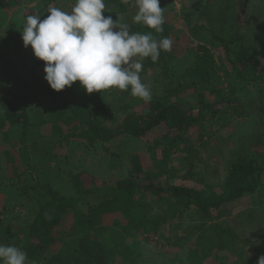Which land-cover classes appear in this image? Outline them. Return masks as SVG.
<instances>
[{"label": "trees", "instance_id": "16d2710c", "mask_svg": "<svg viewBox=\"0 0 264 264\" xmlns=\"http://www.w3.org/2000/svg\"><path fill=\"white\" fill-rule=\"evenodd\" d=\"M52 1L46 0L47 4ZM242 1L190 0V8H182V20L190 39L180 53L190 61L184 67L183 75L178 80H168L163 92L152 95L150 102L132 96L130 89L122 91L115 87L84 95L71 102L66 99L64 89L56 91L50 85H42L35 92L19 94L11 91L0 79V129L7 125H20L21 139L16 150L30 147L29 139L25 136V128L30 124V110L36 103L50 104L56 109L50 115V120L57 123L53 131L57 136L54 148L74 142H85L94 147L99 144L102 150L115 158L116 165L113 167L118 166L119 177L111 179L110 183L93 172H70L68 179L73 189L70 195L54 189L53 182L42 184L36 180L28 160L20 167L9 151L1 153V185H4L5 179L9 188L15 190L17 195L24 196L31 209L18 212L20 217L30 214V218L19 225H23L21 230L29 237L26 247L28 259L36 255L41 264H136L134 258L124 259L122 254L113 253L107 242H103L100 228L92 237L89 233L81 234L75 222L67 231L62 230L66 226V215L77 202L83 199L88 202L93 192L103 185L109 186V192L95 203L88 202L87 213L91 216L87 219L88 224L108 225L121 221L123 236L144 231L148 233L145 238H149L155 232L157 221H148L153 226L145 230L143 225L131 218V209L139 200L148 198L159 202L160 208L169 206L171 202L179 204L182 207L179 215L194 208L206 223L213 225L212 232L217 236L218 248L231 244L233 234L217 220L224 215V209L237 199L264 188V36L255 28L263 26L264 18L253 27L252 20L261 18V12L252 7L242 12ZM249 1L244 0L246 8ZM104 2V15L112 16L114 20L119 16L121 22L129 24L131 32L151 33L157 41L163 37H170L172 42L181 39L183 31L175 24L165 22L164 31L158 33L148 26L135 23L132 19L135 13L130 11L133 5L131 0L127 4L124 0ZM162 4L163 0H160V6ZM135 10L137 12V8ZM39 13L38 10L33 15ZM9 40L11 46L8 49L16 53V60L20 59V68L14 74L15 81L23 78L25 71H31V68L28 69L29 63L32 66L45 65L42 60L32 62L29 57L20 58L17 53L20 41H15L14 37ZM175 52L173 46L169 52L161 50L156 63L145 58L142 71L158 69L160 77L169 78L171 66L179 58V53ZM235 85L243 90L254 89L253 101L257 114L255 112L256 118H251L254 120L253 128L244 136L247 142L240 143L232 151L225 177L207 180L194 173L191 158L196 155V150L190 144L183 146L184 158L188 160L186 170L183 171L182 166L168 173L167 168H160L163 162L155 156L156 147L164 146L161 157L167 159L171 145L181 141L192 126L199 127L198 140L201 141L214 129L222 127L217 122L223 112L239 119H245L243 117L252 113L245 109L250 100L230 91ZM60 123L70 129L63 131L58 125ZM108 123H114V126H107ZM217 124L219 127L216 128ZM155 128L161 129L162 135L150 145L149 156L144 155L138 148L143 137ZM113 139H119L118 148L113 147ZM130 140H134V143L130 144ZM49 153L52 159L59 155L55 149ZM26 174L34 184H26ZM6 207L0 209V227L4 226ZM14 224L17 225L16 222ZM5 228L11 235L13 229L10 223ZM65 236L71 242L70 250L64 253L52 251L57 241L60 242ZM165 240L170 243L168 238L165 237ZM128 243V248L133 252L137 248L135 241ZM239 253L234 254L242 259L245 252ZM206 256L203 252L193 251L186 258L189 264H212Z\"/></svg>", "mask_w": 264, "mask_h": 264}, {"label": "rangeland", "instance_id": "374dc122", "mask_svg": "<svg viewBox=\"0 0 264 264\" xmlns=\"http://www.w3.org/2000/svg\"><path fill=\"white\" fill-rule=\"evenodd\" d=\"M75 2L76 0H53L47 4L46 0H0V79L6 83L11 91L19 94L26 91L27 93L30 91L35 92L42 85L49 84L44 79L46 75L43 70L45 65L32 66L30 63L28 69L31 68V71L29 73L25 71L22 75L23 78L15 81L14 74L20 68V59L16 60V53L8 49L11 46L9 38L14 37L15 41H20L19 52H17L20 58L29 57L32 62L33 60H40L34 56L30 45L27 48L23 45L21 31L26 17L35 14L39 10L38 15L43 19L48 15L47 10L49 7L71 12ZM184 6L190 8V0H163L161 7L164 8L166 22L175 24L183 32L181 39L174 41L172 44L174 51L179 53V58L172 64L169 78L160 77L158 69H147L140 73L142 82L150 87L152 95L162 93L168 80H178L183 75L184 67L190 61L188 57L185 58L180 53L183 46L189 44L188 40L190 39L189 32L182 20V8ZM250 7L261 12V18H257V21L252 20V26L255 27V23L262 21L261 19L264 18V0H250L248 8H246L244 0L240 4L242 12ZM135 8L134 5L131 6V13L136 14ZM255 28L264 36V23L261 28ZM241 89L239 85H235L232 89L230 88V91H234L235 94H242L247 100H250L246 103L245 108L248 112H252L248 117H243L245 119L232 118L223 112L217 122L222 127L217 130L214 129L201 141L198 140L199 127L192 126L181 141L171 145L167 153V159L161 157L164 146L155 148L156 158L163 162L159 167L167 168L168 173L175 172L181 169L182 166V170H186L188 160L184 158L183 146L190 144L196 150V155L191 158L192 171L207 180L223 179L232 151L240 143L247 142L244 136L248 135L250 129L253 128L254 120L251 118H256L257 114L253 101L254 89ZM64 90L67 93L66 99L71 102L84 95H90L79 85L78 81L74 82L71 87L66 86ZM55 110L54 105L37 103L30 110L28 115L30 124L25 128V136L29 139L30 147L24 146V150L15 149L20 144V125L15 127L7 125L2 130L0 129V166L3 162L1 161V153L4 150L9 151V154L17 159V166L23 167L25 161H29L33 177L36 180L42 184L48 181L53 182L54 189L67 192L70 195L73 189L70 188L68 174L70 176L72 171L93 172L97 177L99 175L100 179H108L109 183L111 179L114 180L117 176L119 177L116 168L118 166L113 167V165H116L115 158L102 150L99 144L94 147L88 146L85 142H74L70 145L65 144V146L54 148L53 144L57 136L53 131L54 125L57 123L50 120V115ZM218 124L216 128L219 127ZM58 125L63 131L67 132L70 129L65 124L60 123ZM107 126H114V123H108ZM161 135L162 130L157 128L146 134L138 148L139 152L149 156L150 145L154 144L155 139H160ZM113 140V147L118 148L119 139ZM129 143H134V140H130ZM54 149L59 155L52 159L49 152ZM26 176L28 178L26 184L28 186L34 184L29 175L26 174ZM3 182L4 185L0 183V209L3 206H8V208L6 207L7 213H4V226L0 227V244L16 246L26 252L29 237L27 233H24L25 231L21 230L23 225H19L30 218V214L20 217L18 212L26 210V208L29 211L31 209L23 198L24 196L17 195L15 190L9 188L5 179ZM108 187L103 185L101 188L96 189L88 202L92 204L99 201L101 197L109 192ZM86 201L87 199L79 200L72 211L66 215V226L62 230L67 231L75 222L79 226V230L82 231L81 234L89 233L92 237V235L99 232L97 228H100L103 242H107V245L112 248V252L122 254L124 259L134 258L136 264H189L186 255L193 251L203 252L212 264H256L258 258L264 255V188L261 191L237 199L228 208L224 209V215L217 221L220 225L227 227L234 238L228 247L221 249L216 245L217 236L215 237L212 232L213 225L206 223L201 213L194 210V208L185 210L179 215L182 207L180 208V205L174 202L173 204L171 202L165 208H160L159 202L148 198L147 200H139L138 204L131 209L132 220L143 225L145 230H147V227L153 226L148 221H157L155 232H150H154V234L148 240L149 238H145L148 233L144 231L135 232L130 236H123L121 221L108 225L102 223L97 225L88 224L87 219L91 216H88V202ZM15 209H17V212ZM15 222L17 225L14 224ZM8 223L13 229L11 235L10 232H6L5 225ZM165 237L168 238L170 243L165 240ZM130 240L132 242L134 240L136 243L137 248L133 252L131 248H128ZM71 247V242L66 240L65 236V238H61L60 242L57 241L56 247H52V251L59 250V252L64 253L70 250ZM239 252H245L242 259L239 255L234 254ZM26 264H41V260L35 255L32 259L27 258Z\"/></svg>", "mask_w": 264, "mask_h": 264}, {"label": "clouds", "instance_id": "9594fccd", "mask_svg": "<svg viewBox=\"0 0 264 264\" xmlns=\"http://www.w3.org/2000/svg\"><path fill=\"white\" fill-rule=\"evenodd\" d=\"M129 3V0H124ZM137 8L133 16L141 23L163 32L164 8L160 0H131ZM104 0H76L71 12L49 7L48 15H29L23 23V45L45 62L44 79L60 91L79 81L87 93L110 88L130 89L131 95L150 102V87L143 83L142 61L156 63L160 51L172 49L170 37L157 41L151 33L131 32L121 18L105 16ZM27 253L16 246L0 244V264H26ZM256 264H264L261 255Z\"/></svg>", "mask_w": 264, "mask_h": 264}]
</instances>
